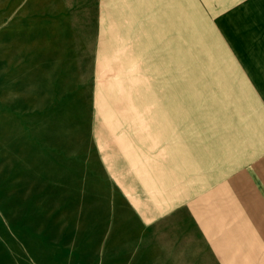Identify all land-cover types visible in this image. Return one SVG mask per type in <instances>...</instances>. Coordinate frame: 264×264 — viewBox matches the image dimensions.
<instances>
[{
	"label": "rangeland",
	"instance_id": "rangeland-1",
	"mask_svg": "<svg viewBox=\"0 0 264 264\" xmlns=\"http://www.w3.org/2000/svg\"><path fill=\"white\" fill-rule=\"evenodd\" d=\"M263 6L0 0V209L42 231L48 264L74 226L107 241L123 229V264H151L130 252L168 210L152 199L167 198L173 134L177 165L187 144L195 166H230L254 132L259 154L264 117L245 75L264 65ZM157 235L168 244L175 231Z\"/></svg>",
	"mask_w": 264,
	"mask_h": 264
},
{
	"label": "crops",
	"instance_id": "crops-1",
	"mask_svg": "<svg viewBox=\"0 0 264 264\" xmlns=\"http://www.w3.org/2000/svg\"><path fill=\"white\" fill-rule=\"evenodd\" d=\"M257 22L264 36V24ZM245 77L246 88L264 117V65L246 71ZM174 136L169 138L173 149L170 145L167 149V198L162 202L159 196L152 199L153 206L158 208L163 203L168 210L151 224V231L137 235L131 260L151 264H255L256 255L264 254L258 249V238H264V144L257 154L252 143L255 132L242 135L239 141L248 144L237 145L238 160L230 166L220 164V159L215 166H195L186 144L184 164L177 165ZM258 141L264 143V135ZM2 212L0 209V264H48L47 239L42 231H33L31 223L17 226L11 221L14 213ZM141 222L146 228L144 219ZM168 227L175 231L174 240L163 244L157 233ZM96 231L91 228L84 235L74 226L66 236L71 240L55 252L59 255L56 264H123V229L111 241L106 240L107 230ZM96 238L103 239L101 246H97ZM145 245L161 250L141 252ZM84 253L86 260L80 258Z\"/></svg>",
	"mask_w": 264,
	"mask_h": 264
},
{
	"label": "bare ground",
	"instance_id": "bare-ground-1",
	"mask_svg": "<svg viewBox=\"0 0 264 264\" xmlns=\"http://www.w3.org/2000/svg\"><path fill=\"white\" fill-rule=\"evenodd\" d=\"M126 20V19H125ZM204 28V27H203ZM117 32V31H116ZM203 38V37H202ZM241 110V109H240ZM255 113V112H254ZM248 116V115H247Z\"/></svg>",
	"mask_w": 264,
	"mask_h": 264
}]
</instances>
